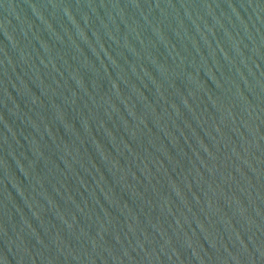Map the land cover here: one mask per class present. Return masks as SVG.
I'll return each mask as SVG.
<instances>
[{
    "label": "water",
    "instance_id": "water-1",
    "mask_svg": "<svg viewBox=\"0 0 264 264\" xmlns=\"http://www.w3.org/2000/svg\"><path fill=\"white\" fill-rule=\"evenodd\" d=\"M0 264H264V0H0Z\"/></svg>",
    "mask_w": 264,
    "mask_h": 264
}]
</instances>
